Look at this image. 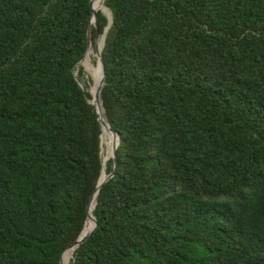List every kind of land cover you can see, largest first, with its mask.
I'll list each match as a JSON object with an SVG mask.
<instances>
[{
    "label": "trees",
    "instance_id": "1",
    "mask_svg": "<svg viewBox=\"0 0 264 264\" xmlns=\"http://www.w3.org/2000/svg\"><path fill=\"white\" fill-rule=\"evenodd\" d=\"M105 5L118 167L69 263L264 264V0ZM92 18L91 0H0V264H61L84 229L106 157L75 75Z\"/></svg>",
    "mask_w": 264,
    "mask_h": 264
},
{
    "label": "water",
    "instance_id": "2",
    "mask_svg": "<svg viewBox=\"0 0 264 264\" xmlns=\"http://www.w3.org/2000/svg\"><path fill=\"white\" fill-rule=\"evenodd\" d=\"M91 3H92V7H93V18H92V21H91V24H90L89 30H88L89 48L93 44V27H95L97 30H99V22H98V17H97V12L98 11L94 8V0H91ZM103 3H104V9L102 11L106 15H108L109 16V19H110V25L107 28L106 32L104 33V38H105L104 39V47H105V41H106V36H107L108 30H109L110 26L113 24V15H112V12L109 10V8L105 5V0L103 1ZM108 11H110V12H108ZM99 36L96 38V48L98 49V53H97V57H98V60H99L98 65L101 66V68H102V79H101V82H100V85H99V88H98L97 92L90 91L91 94H92V97H93V99H92V101L90 103L94 106V108H95V110H96V112H97V114L99 116V120H100L102 129H103V132H104V128L105 127H108V129L113 133V135L115 137L116 142L114 143L113 153H112V156L110 157V159H113L114 160V170H116L117 167H118V161H117L116 152H117L118 147L120 145L121 134H119L118 132H116V131H114L112 129L111 124H110L108 118H107V121L108 122L105 121V119L103 118L102 113H101V111L99 109V106H98V103H99L100 99L102 100V92H103V89H104V87L106 85V78H107V75H106V62H105V59H104L103 54H102L104 48H103L102 52H99V46H98L99 45L98 44V38H99ZM83 60L78 64V67L81 66V63L83 62ZM75 75H76V79L79 82L80 86L83 89H85L84 83L79 78L77 71L75 72ZM95 82H96V80H95ZM102 104H103V107H104L103 101H102ZM104 109H105V107H104ZM105 113H106V111H105ZM101 146H102V142H101ZM101 155H102V162H103V171H102V174H103L104 170L106 169V165H105V162H104V158H103V153L102 152H101ZM114 175H115V171L113 173L109 174L108 177H107V179L105 181H102V182H101V178H100L98 187H97L94 195L92 196L91 202H92L94 196L97 194V203H98V197H99L100 191L102 190L103 186L111 178L114 177ZM101 177H102V175H101ZM91 202H90L89 207H88V217H87L85 226H86L87 221H88V219L90 217V205H91ZM97 203H96V206H97ZM94 222H95L94 229L89 234L84 235V229H85V226H84V229H83L82 234L80 235L79 239L73 245H71L68 249H71V248H74V247H76L77 249L80 248L82 246V244L94 233V231L98 227V219L95 216V214H94ZM63 256H64V254H63ZM63 256H62V260H63ZM71 263L72 264H76V256H73V258L71 260ZM61 264H63L62 261H61Z\"/></svg>",
    "mask_w": 264,
    "mask_h": 264
},
{
    "label": "rangeland",
    "instance_id": "3",
    "mask_svg": "<svg viewBox=\"0 0 264 264\" xmlns=\"http://www.w3.org/2000/svg\"><path fill=\"white\" fill-rule=\"evenodd\" d=\"M98 0H94V5L97 4ZM104 8H101L100 10H103ZM110 12V11H108ZM104 35H100L99 38H98V44L100 45V42H104ZM93 46L95 48V51L96 53H98V49L96 48V41L94 42L93 41ZM99 60H98V57H97V54L93 55V52L90 51V53L87 55V57L85 58L84 60V65L85 67L88 69V71L86 70V68H84L85 70V80L86 82L90 85L91 87V90L90 91H95V90H92V88L96 85V78L94 76V73L96 71H99ZM82 66H79L77 68V72H79V69L81 68ZM92 73L93 76L90 74ZM107 133H105V142H104V155L106 156L107 154H109L112 149H113V146H114V143H115V138L114 136L109 132V131H106ZM69 264H72L71 262Z\"/></svg>",
    "mask_w": 264,
    "mask_h": 264
},
{
    "label": "bare ground",
    "instance_id": "4",
    "mask_svg": "<svg viewBox=\"0 0 264 264\" xmlns=\"http://www.w3.org/2000/svg\"><path fill=\"white\" fill-rule=\"evenodd\" d=\"M103 1H104V0H98L97 4L94 5V8H95L97 11H99L101 8H104V3H103ZM92 45H93V44H92ZM92 45L90 46V48H89V50H88V52H87V54H86V57H87V55L90 53V51L92 50ZM103 48H104V42L101 43V46H100V48H99V52H102ZM86 57H85V58H86ZM84 60H85V59H84ZM84 60H83V62L81 63V65H83V66L85 67V65H84ZM85 68H86V67H85ZM99 69H100L99 71H96V72L94 73V76H95V78H96V85H95V86H96V90H95L94 92H97V90H98V88H99V85H100V82H101V79H102V68H101V66H99ZM86 70L88 71L87 68H86ZM88 73H89V71H88ZM90 74L93 76L92 73H90ZM98 106H99V109H100V111H101V113H102L103 118L105 119L106 122H108L107 119H106V117L104 116V112H103V104H102V100H101V99H100V101H99V103H98ZM104 131H105V133H107L106 131H109V132L113 135V133L108 129V127H105V128H104ZM113 136H114V135H113ZM105 138H106V137H105ZM114 138H115V137H114ZM115 142H116V140H115ZM112 153H113V149H112V151H111L109 154L106 155L105 160H104L105 165H107L108 161L110 160V157L112 156ZM105 173H106V169L104 170V172H103V174H102L101 182H102L103 179H104ZM96 203H97V194L94 196V201H93V204H92V206H91V208H90V217H89V219H88V221H87V224H86V226H85V229H84V235L86 234V227L88 226L89 221H90V219H91V217H92V215H93V213H94V210H95V208H96ZM76 249H77V248L74 247V248H72V250H70V251L66 254V256H65L64 259H63V264H68V263H69L70 257L72 256V254L74 253V251H75Z\"/></svg>",
    "mask_w": 264,
    "mask_h": 264
}]
</instances>
